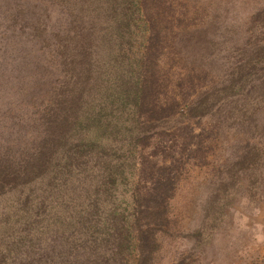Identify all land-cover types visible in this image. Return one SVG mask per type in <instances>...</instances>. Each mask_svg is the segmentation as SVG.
<instances>
[{"label":"rangeland","instance_id":"1","mask_svg":"<svg viewBox=\"0 0 264 264\" xmlns=\"http://www.w3.org/2000/svg\"><path fill=\"white\" fill-rule=\"evenodd\" d=\"M18 1L8 8L0 0V264H102L103 251L117 257L110 264H137L140 248L139 264H264V86L256 87L264 79V0H148L133 7L121 53L116 35L97 26L99 55L81 64V77L98 111L71 119L75 137L70 115L58 120L55 112L74 75L61 59L91 38L88 10L72 24V55L62 56L52 35L68 29L65 7ZM96 4L95 18L103 10ZM118 29L127 33L128 24ZM186 29L199 54L181 53ZM242 106L253 111L246 116ZM95 113L107 116L101 123H124L109 136L114 148L89 142L78 126L91 130ZM104 150L122 161L113 171L100 162ZM44 169L54 171L47 196L39 189L30 210L25 191L36 194ZM156 176L167 178L160 202L140 194Z\"/></svg>","mask_w":264,"mask_h":264},{"label":"trees","instance_id":"2","mask_svg":"<svg viewBox=\"0 0 264 264\" xmlns=\"http://www.w3.org/2000/svg\"><path fill=\"white\" fill-rule=\"evenodd\" d=\"M54 2L60 4V6L64 9L65 7V11L68 13L69 19V26L68 29L65 30L64 32H62V30H57L55 31V33H53L52 35V39L54 40V45L57 47V50H60V55L62 56H66V51H69V54L72 55L71 50H70V42L71 39L76 37L75 34L73 33V26L72 24H74V22H76V20L78 19V15H82L84 14V12L86 10H88L87 16L83 17L84 19H86V24H85V29L87 31H89V37H91L89 39L88 42L85 43V41H83L82 43H79L77 45V47L74 50V53L76 54L75 56H72V58H67L64 57V59H61L62 62L64 64H69V66H72V71L74 75L70 74V79H74L73 83L70 81V79L68 81H66V83L64 85H61L60 90H59V94L62 98V102L64 104H62V107L59 109H63L64 106L66 107L64 110H62L61 112H59V110L57 112H55V116L58 117V120H62V119H67L68 117H66V114H68V116L70 115V121L72 118H75L76 116L79 117L81 111L85 110L84 108H89L91 110H97L96 104H93L94 100H90V95L88 92V85H87V81H86V76H83V73L87 70L86 64L84 66L81 67L82 63H85L88 61V56L91 55V53L93 55H99V53L94 50L93 44L94 42H96L98 39L92 37L94 35V31L96 29L97 26L100 27L101 29H104L106 31V29H110L112 36L116 37L113 39L116 43V46L118 48L117 51H119L120 53L123 52L126 49V41L129 42L130 38L132 37L133 34V30H134V24L130 23V19L133 18V14H134V10L133 7H137V9H140V7H146L148 6V0H100V4L103 8V10L96 16V18L93 16L96 11L95 9L97 8V1L99 0H53ZM12 2H14V4H20L18 0H8V8H12L13 4ZM127 5V6H125ZM144 5V6H143ZM125 6V7H123ZM123 7V8H122ZM145 9V8H144ZM141 10V9H140ZM1 12V10H0ZM147 12V10H146ZM150 13V11H149ZM17 16V15H16ZM90 18H95L96 22L93 23V25L91 24V22L89 21ZM122 24H128V29H127V33L124 30L118 29L119 25L121 28ZM91 27H90V26ZM103 27V28H102ZM187 31L184 32V35H182L179 39V42H177V44L180 46V51L181 53L185 54L187 51L189 50H195L198 52L199 54V50H200V43L199 41H196L197 38L193 37V33L190 32V30L186 29ZM79 35L83 36V37H87V34L83 28V26L80 28V31L78 32ZM110 34V33H109ZM119 40V41H118ZM192 52H188V54H190L191 56V60L193 62V60H197V57H195V55H191ZM187 54V55H188ZM59 60V61H61ZM197 68V63H194V65L192 66V69H196ZM84 79V80H81ZM77 82V83H76ZM144 85L146 86V88L149 90V88L147 87V82H144ZM76 86L78 87V92L76 93ZM260 86V87H258ZM264 86V79L262 80L261 84H257L256 87H258L259 89H262V87ZM139 92L142 94L144 93L143 88H138ZM61 91H63L61 93ZM69 92H72V94L76 93L75 98H73L72 100L67 101V94ZM151 92V91H150ZM263 93H264V89H263ZM116 94V92H115ZM115 95H113L112 97H110V100H113V97ZM115 101V100H114ZM66 102V103H65ZM192 105H194V103H192ZM50 106H52V103H50ZM70 106V107H68ZM205 105H203V109L200 108L199 113L200 112H204L205 110ZM51 109V107H50ZM104 110V109H103ZM253 111V108L251 110H248L246 107L242 106L241 107V112H247L246 116H248V114L250 112ZM126 115H131L129 108H127L125 111ZM196 110L193 112L195 113ZM255 112V111H254ZM107 114V113H106ZM195 114H198V112H196ZM241 114V113H240ZM262 114V113H261ZM86 116H88V114H85ZM81 116V115H80ZM76 117V118H77ZM119 118V116H116V118ZM56 119V117H54ZM102 119H107V116L105 115H97L95 113V125L93 126V128L91 130H87L85 129L86 124L85 122L83 123V121L81 120V122H78V126L80 127L82 133H84V131H86V135L88 137V141L90 142V140H96V142L101 145L103 143L102 148L106 145L107 141H109V143L106 146V149H110V148H114L113 145V139H109L110 134H115V133H119L121 131V127H123L124 123L122 122H118L117 124H114L113 121L111 122H106V123H101ZM84 120V119H83ZM66 125L67 123L64 122ZM70 124V123H69ZM71 124L68 126L69 128L67 129L69 131V135H73L74 137L76 136V132L78 133V131H76L74 128L71 127ZM123 125V126H122ZM105 130V133L103 134L101 131ZM66 138V137H65ZM109 156H111L109 154V152H107L106 150H104L103 152H101V159L100 162H104V164H106V169H108L109 171H113L115 168H117V166L122 162L120 159H113L110 158ZM60 158V157H59ZM55 160V159H53ZM127 166V165H126ZM2 163L0 162V171L2 170ZM63 171V167L60 168ZM24 174H25V178H27V171L26 169L24 170ZM47 171L48 172H52L54 173V171H49L47 169H44L41 173L40 176L37 177V180L34 182V186L35 189H37L36 194L29 192L28 190H32L34 191V189H28L26 192V198H27V205L29 206L30 210H33L36 205L39 204V202L41 201L38 197V190L40 189L42 191V193L46 195V193L43 191V189L46 188V185L49 183V179L47 177ZM55 174H52L50 177L53 176V178L51 179L50 185L54 182V177ZM49 177V178H50ZM48 179V180H46ZM167 179V178H166ZM166 179H160L159 176H156V179L154 180V186L152 188V190L150 191H143L140 192V194L143 195H147L149 198H152L153 200L160 202L164 199H166L167 195H164L165 192V187H166ZM2 182V180H0V183ZM3 185V184H1ZM32 185V186H33ZM37 186V188H36ZM17 193L22 194L23 192L17 191ZM140 196V197H141ZM150 199V200H152ZM109 205V203H108ZM117 207V206H115ZM114 207V209H115ZM113 209V211H114ZM53 211H50L49 213H52ZM11 218V216H10ZM141 241V238H140ZM143 246V243L140 242V247ZM141 250L142 248L139 249V257H138V262L137 264H139L141 262ZM104 256H102L101 258H97L96 262H102L104 260V262H102V264H110L112 261L114 263V260H116L117 257L114 256V258L110 259V257H108V253L105 254V252L103 251Z\"/></svg>","mask_w":264,"mask_h":264}]
</instances>
